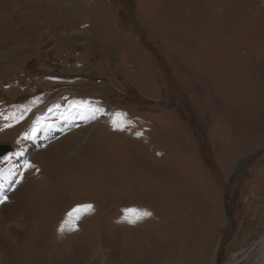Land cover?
Here are the masks:
<instances>
[{"label":"rangeland","instance_id":"1","mask_svg":"<svg viewBox=\"0 0 264 264\" xmlns=\"http://www.w3.org/2000/svg\"><path fill=\"white\" fill-rule=\"evenodd\" d=\"M232 5L0 0V184L26 203L0 264H260L264 0Z\"/></svg>","mask_w":264,"mask_h":264},{"label":"bare ground","instance_id":"2","mask_svg":"<svg viewBox=\"0 0 264 264\" xmlns=\"http://www.w3.org/2000/svg\"><path fill=\"white\" fill-rule=\"evenodd\" d=\"M234 1V5H232V7H236V8H238L239 7V5H240V3L241 2H243V0H233ZM88 17V16H87ZM209 18V17H208ZM208 21H209V19H208ZM211 21V20H210ZM233 25V24H232ZM203 26H205V25H203ZM235 26H236V24H235ZM218 27V26H217ZM223 27V26H222ZM225 27V26H224ZM224 27H223V29H224ZM233 27V26H232ZM216 28V27H215ZM239 28V27H238ZM218 28H216V30H217ZM222 29V28H221ZM221 29H220V31H221ZM234 29V28H233ZM241 29V28H240ZM209 30H210V28H209ZM224 31V30H223ZM235 31V30H234ZM233 31V32H234ZM204 32V31H203ZM218 32V31H217ZM205 33V32H204ZM213 33V32H212ZM237 33V32H236ZM247 32H245L244 34H246ZM203 34V33H202ZM206 34V33H205ZM205 34H204V36H205ZM217 34V33H216ZM220 34V33H219ZM231 34V33H230ZM239 34V33H238ZM243 34V33H242ZM241 34V35H242ZM243 34V35H244ZM221 35H222V33H221ZM224 35V34H223ZM227 35V34H226ZM242 35V36H243ZM212 36V35H211ZM211 36L209 37V38H211ZM235 36V35H234ZM208 37V36H207ZM219 37H220V35H219ZM247 37V36H246ZM207 39L206 37H205V40L207 39V41L208 40H210V39ZM204 39V38H203ZM213 39H215V38H213ZM197 40V39H196ZM195 40V41H196ZM216 40H217V38H216ZM233 40H234V38H233ZM247 40H248V38H247ZM250 40V39H249ZM214 41V40H213ZM220 41H221V39H220ZM223 41V40H222ZM226 41H228V40H226ZM232 41V40H231ZM236 41V40H235ZM192 42H193V40H192ZM191 42V43H192ZM216 42V41H215ZM229 42V41H228ZM190 43V42H189ZM199 43H201V44H203V43H205V41H203V43L202 42H200V40H199ZM193 44V43H192ZM191 44V45H192ZM217 44V43H216ZM219 44H221V43H219ZM230 44V43H229ZM197 45H199V44H197ZM237 45V44H236ZM240 45V44H239ZM202 46V45H201ZM229 45L227 44V47H228ZM253 46V45H252ZM194 47V46H193ZM224 47H225V45H224ZM232 47V46H231ZM237 47V46H236ZM247 47H248V45H247ZM195 48V47H194ZM197 48L199 49V47L197 46ZM233 48H234V46H233ZM201 50H203V48H200ZM232 49V48H231ZM249 49V48H248ZM250 49H252V48H250ZM197 50V49H196ZM246 50H247V48H246ZM238 51V50H237ZM233 52V51H232ZM198 53V52H197ZM247 53V52H246ZM204 54V53H203ZM238 55V54H237ZM239 57V56H238ZM251 58L253 57V56H250ZM234 58H236L235 57V55H234ZM250 58V59H251ZM237 59V58H236ZM201 60V59H200ZM208 77V76H207ZM219 80V79H218ZM244 91H246V89L244 90ZM38 104V108L39 107H42V106H40V104H41V102L39 103V102H37ZM76 112V111H75ZM78 113V112H77ZM67 147H68V145H67ZM60 152H61V150H60ZM6 154V153H5ZM4 154V155H5ZM3 156V155H2ZM1 158V157H0ZM10 164V162L8 161V159L7 158H5V159H3V160H0V183H1V180L7 175V173H8V170H9V165ZM60 179V178H59ZM63 183V182H62ZM20 190V188L18 187V191ZM20 192H21V190H20ZM14 193V192H13ZM17 193H19V192H17ZM22 193V192H21ZM13 195V194H12ZM11 194H9V195H7V200L3 203V204H0V243L1 242H6V241H9L10 239H11V237L13 238L14 237V235H16V234H14V232L13 231H16V225L17 224H19V223H22L23 221H24V219H25V216H26V213H25V211H24V209L26 210V203H25V201L24 200H20V199H17V197L14 195V196H12ZM20 195V194H19ZM4 196H6V195H4V187L2 186V184H0V198H4ZM11 232L13 233V234H11ZM18 233V232H17ZM183 241V240H182ZM181 241V242H182ZM257 245H259V248H258V252H259V256H258V260L260 261V264H264V235L258 240V243H257ZM1 247V246H0ZM183 248V247H182ZM175 256V255H174ZM248 256V254H245L242 258H239L238 257V255L237 254H235V261L234 262H232L231 264H237V263H239V262H241V261H243L244 259H246V257ZM171 257H172V255H171ZM164 264H169V262L168 261H165L164 262ZM175 264H186V262H185V260H184V255H183V253L180 251V252H178L177 254H176V261H175Z\"/></svg>","mask_w":264,"mask_h":264},{"label":"snow or ice","instance_id":"3","mask_svg":"<svg viewBox=\"0 0 264 264\" xmlns=\"http://www.w3.org/2000/svg\"><path fill=\"white\" fill-rule=\"evenodd\" d=\"M6 200H7V197L0 198V204H3ZM85 207H87L88 209H91L92 206L88 205V206H85ZM147 215H150V213H147V212L143 213V216H147ZM140 218H142V217H140V216L137 217V219H140ZM129 222L134 223L135 221H129Z\"/></svg>","mask_w":264,"mask_h":264},{"label":"water","instance_id":"4","mask_svg":"<svg viewBox=\"0 0 264 264\" xmlns=\"http://www.w3.org/2000/svg\"><path fill=\"white\" fill-rule=\"evenodd\" d=\"M9 145H0V157L9 150Z\"/></svg>","mask_w":264,"mask_h":264}]
</instances>
